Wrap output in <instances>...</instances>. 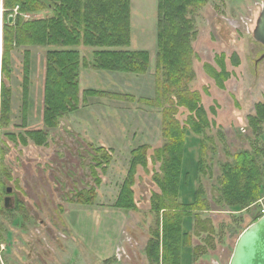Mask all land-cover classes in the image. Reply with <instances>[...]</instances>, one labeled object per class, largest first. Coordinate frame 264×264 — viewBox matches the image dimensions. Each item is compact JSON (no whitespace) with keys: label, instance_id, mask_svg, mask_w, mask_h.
I'll return each instance as SVG.
<instances>
[{"label":"rangeland","instance_id":"obj_1","mask_svg":"<svg viewBox=\"0 0 264 264\" xmlns=\"http://www.w3.org/2000/svg\"><path fill=\"white\" fill-rule=\"evenodd\" d=\"M262 2L207 0L192 16L197 31L193 42L196 77L185 95L197 98V107L207 112L209 128L204 136L187 134L182 174H188L189 183L181 181L178 203H192L195 191L201 188L211 211L198 216L211 221L214 235L209 244L205 243L208 234H193L196 214L186 220L185 231L192 234V247L208 250L193 262L192 249L183 247L181 264H229L239 233L264 209V194L262 204L243 211L217 204L222 167L234 163L239 152L264 148V128L254 135L249 119L255 115L256 105L264 102V46L253 38ZM157 3L131 0L128 50L150 54L147 74L103 72L89 66L80 75L82 91L92 89L133 100L89 98L86 105L47 131L45 144L37 145L30 138L23 143L18 136L44 128L45 56L52 49L29 48L30 86L23 128L25 49L11 52L10 76L5 77L1 73L5 22L0 0V92L4 83L11 97L9 120L0 124V210L4 211L0 212V264H150L146 250L157 219L151 205L154 194L161 193L153 181L161 167L156 150L166 144L163 112L167 110L184 127L197 110L179 106L175 97L162 105L145 102L156 98ZM52 16L50 10L21 15L25 22ZM78 51L92 62L95 50L80 47ZM219 63L229 74L222 86L205 66L210 64L220 72ZM204 138L212 141H205L200 157ZM141 146L149 148L148 168H139L136 174L133 192L137 210L115 209L131 152ZM99 148L112 151L106 171L96 169L101 158ZM200 158L202 172L198 170ZM93 171L102 180L96 201L92 206L71 203L78 194L95 187ZM8 187L13 189L10 197L14 207L6 210ZM206 244H212V250Z\"/></svg>","mask_w":264,"mask_h":264},{"label":"trees","instance_id":"obj_2","mask_svg":"<svg viewBox=\"0 0 264 264\" xmlns=\"http://www.w3.org/2000/svg\"><path fill=\"white\" fill-rule=\"evenodd\" d=\"M157 54L155 64L156 98L146 100L148 105H162L165 100L175 97L181 107H189L196 113L189 123L180 127L173 115L163 112V137L166 144L156 150L161 163L159 172L154 173L153 181L161 190L154 194L151 209L157 215L156 226L147 246L146 254L150 264H181L183 247L193 251V262L208 250L204 246L192 247V234L185 231L186 220L195 215L194 235L208 234L205 243L214 235L210 220H201L198 214L211 211L203 200L200 188L194 193V200L188 205L178 203L180 184L183 179L189 183L188 174H182L187 134L204 136L208 129V115L198 106L196 97H186L189 85L195 80L193 61L196 53L193 42L197 31L192 16L207 0H157ZM4 22L3 54L1 73L10 76L11 52L24 51L23 83V128H26L27 98L30 77L29 48H51L45 56V80L43 98V126L41 130L25 131L18 137L23 143L30 138L35 144L47 142V131L54 129L61 118L77 112L86 105L89 98L110 97L116 100L132 101L133 97L111 94L97 90H81L80 75L83 69L92 68L111 73L141 76L147 74L151 56L146 51H129L131 47V0H3ZM17 10V14L14 12ZM50 10L51 18L23 21L21 15L35 14ZM16 14V15H15ZM13 16V24L8 19ZM80 47L95 50L92 62L78 51ZM237 59V57H236ZM238 60V59H237ZM206 70L222 86L228 77L225 67L219 63L220 72L210 64ZM185 95V96H184ZM0 124L8 122L11 115V97L4 83L0 92ZM255 115L250 117V127L254 135L264 128V102L256 105ZM200 157L205 152V140ZM147 146L132 150L127 177L121 185L113 208L135 211L133 187L139 168H148ZM101 155L97 168L106 171L111 163V152L97 149ZM232 164L222 167L219 206H227L237 211L247 210L263 198L264 194V148L253 152L242 151L234 156ZM157 162V161H156ZM202 158L198 170L203 171ZM96 171V170H95ZM94 173L95 187L80 193L71 203L92 206L96 201L97 188L101 178ZM4 192V187L1 185ZM19 209V206L16 207ZM0 212L4 211L1 209ZM13 210L10 211V213ZM261 215L252 224L257 222ZM251 224V225H252ZM250 225V226H251ZM248 226V227H250ZM247 227V228H248ZM247 228L243 229L240 236ZM239 238V237H238ZM212 250L213 245H207ZM194 264V263H193Z\"/></svg>","mask_w":264,"mask_h":264},{"label":"water","instance_id":"obj_3","mask_svg":"<svg viewBox=\"0 0 264 264\" xmlns=\"http://www.w3.org/2000/svg\"><path fill=\"white\" fill-rule=\"evenodd\" d=\"M13 24V16L8 19ZM254 40L264 46V0L253 32ZM264 58V55L263 57ZM13 189L8 187V196L4 199V208L13 209L14 201L10 195ZM229 264H264V216L248 227L237 239Z\"/></svg>","mask_w":264,"mask_h":264},{"label":"built area","instance_id":"obj_4","mask_svg":"<svg viewBox=\"0 0 264 264\" xmlns=\"http://www.w3.org/2000/svg\"><path fill=\"white\" fill-rule=\"evenodd\" d=\"M259 204H262V201L261 200L259 201ZM261 215L264 216V209H262Z\"/></svg>","mask_w":264,"mask_h":264}]
</instances>
